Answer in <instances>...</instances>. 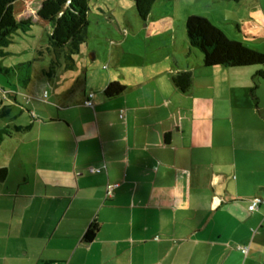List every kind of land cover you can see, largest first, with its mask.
Segmentation results:
<instances>
[{"label":"crops","instance_id":"0c3cea01","mask_svg":"<svg viewBox=\"0 0 264 264\" xmlns=\"http://www.w3.org/2000/svg\"><path fill=\"white\" fill-rule=\"evenodd\" d=\"M220 1L228 3L224 23L212 22L236 41L264 45V0L213 4ZM170 41L176 51L166 55L156 54L157 41L138 46L133 70L116 77L95 78L81 47L50 75L53 93L13 97L0 113V131L12 132L0 146L7 170L0 264H263L264 108L257 119L250 96L256 69L191 63L187 41L174 63L175 72L193 73L183 93L168 62L181 48ZM114 81L126 90L108 98ZM92 224L99 232L86 243Z\"/></svg>","mask_w":264,"mask_h":264},{"label":"rangeland","instance_id":"374dc122","mask_svg":"<svg viewBox=\"0 0 264 264\" xmlns=\"http://www.w3.org/2000/svg\"><path fill=\"white\" fill-rule=\"evenodd\" d=\"M45 1L20 0L16 3L15 15L17 19L20 21L30 19L33 24L30 28H21L14 32L10 37L9 45L0 48V113L3 110L5 112V108L14 104L13 97L19 96L20 99L26 100V98L37 95L40 91L44 93L46 89L52 92L50 75L54 73L51 72L52 57L47 51L50 43L51 27L50 23L42 18L43 3ZM58 1L63 3L64 6H68L71 2V0ZM213 1L157 0L154 18L151 19L149 16L147 21L144 22L139 17L133 0H91V24L88 28V38L82 45L85 56L84 61L92 67L95 78L103 73L112 77H116L114 73L129 74L130 70H133L131 66L134 58H136L135 53L140 50L138 46L144 47L145 50L146 44L157 41L158 43L152 46L153 48L160 47L156 54L163 52L166 55L168 48L176 51L174 50V43L170 41V38H175L176 43L181 48L180 51H177V55L180 57L173 53L170 54L173 57H169L168 61L170 67L173 68L172 71L175 72V58L179 61L182 59V55H180L183 53L182 47L184 44L187 45L185 26L182 22L185 14L198 15L209 19L211 22L218 21L219 25H223L224 22L221 21H224L223 19L226 17L228 3L220 1L213 4ZM231 1L233 6L238 5L236 0ZM212 11H214L215 18L209 15ZM158 16L160 19L157 20ZM234 17L237 18V16ZM237 22L233 23V32L238 31L236 24L239 23ZM147 23H151L152 26L148 27ZM228 26L225 23L224 27L227 28ZM169 29H172L173 34H170ZM223 31L228 35L224 28ZM168 35L169 38L165 37ZM235 35L237 34L235 33ZM242 36L246 39L245 33H242ZM255 40L248 38L242 41H247L249 44L242 43L264 54V45L261 44V38ZM94 51L97 53L95 60L93 58ZM196 51L197 53L193 52L190 56L191 63H194L198 58H202L200 51L198 49ZM258 67L261 68L260 66H254L248 69L253 71L252 69ZM28 76L32 82L24 81L23 77ZM263 84L264 80L259 82L258 88L254 92L256 98L252 96V90L250 92L257 113L256 118H260V120L261 108H264ZM61 88L65 89L66 86L63 85ZM75 91L79 93L81 85ZM24 118H29L27 112ZM257 119L251 117L252 121H257ZM1 120L5 122L6 119L2 118ZM253 130H256V128Z\"/></svg>","mask_w":264,"mask_h":264},{"label":"trees","instance_id":"16d2710c","mask_svg":"<svg viewBox=\"0 0 264 264\" xmlns=\"http://www.w3.org/2000/svg\"><path fill=\"white\" fill-rule=\"evenodd\" d=\"M20 0H0V48L9 45L11 35L19 29L30 28L33 22L18 20L15 15L16 3ZM91 0H71L68 6L58 0H46L43 3L42 18L50 23L51 32L47 51L52 57L51 72L61 67V60L74 62V57L80 54L82 45L88 38ZM139 17L146 22L157 0H133ZM187 41L191 53L202 54V64L205 68H256L253 76L254 88L264 80V54L248 45L231 39L219 26L209 19L190 15L185 20ZM189 53V54H191ZM68 61V62H69ZM173 84L183 93H188L193 86L192 71H176L172 75ZM126 87L119 82H110L105 89V95L113 98L123 94ZM23 128H16L17 132ZM10 130L0 131V146L10 137ZM7 170H0V182L5 181ZM99 227L92 224L84 236L86 243H91L97 236ZM264 264V262H263Z\"/></svg>","mask_w":264,"mask_h":264},{"label":"built area","instance_id":"2783aa9c","mask_svg":"<svg viewBox=\"0 0 264 264\" xmlns=\"http://www.w3.org/2000/svg\"><path fill=\"white\" fill-rule=\"evenodd\" d=\"M93 97H94V94H93V93H90V94L88 95L87 100H86V102H85V105H86V106L91 107V108L94 107ZM115 187H117V185H115V186H111V187L109 188V192H108L109 195L112 194V191H113V189H114ZM215 204H216L217 206H219V205L221 204V200H220L219 198H217V199L215 200ZM259 204H260V200H259V199H255V200H253V203H252L251 206L249 207V210H250L251 212H254L255 210L258 209Z\"/></svg>","mask_w":264,"mask_h":264}]
</instances>
